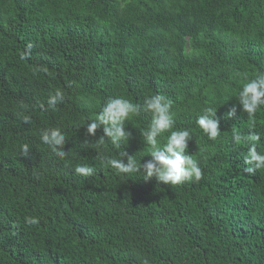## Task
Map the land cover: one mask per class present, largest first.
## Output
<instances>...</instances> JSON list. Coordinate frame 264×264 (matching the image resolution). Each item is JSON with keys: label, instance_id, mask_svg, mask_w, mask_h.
Returning <instances> with one entry per match:
<instances>
[{"label": "trees", "instance_id": "1", "mask_svg": "<svg viewBox=\"0 0 264 264\" xmlns=\"http://www.w3.org/2000/svg\"><path fill=\"white\" fill-rule=\"evenodd\" d=\"M260 73L264 0H0V264H264V169L248 173L252 142L233 140L259 135L264 154V106L249 117L237 98ZM156 94L172 102L173 130L191 134L199 181L117 174L91 145L103 128L86 125L108 98ZM208 107L215 140L197 124ZM150 122L141 110L128 142L100 151L147 162ZM53 127L64 158L40 141Z\"/></svg>", "mask_w": 264, "mask_h": 264}, {"label": "clouds", "instance_id": "2", "mask_svg": "<svg viewBox=\"0 0 264 264\" xmlns=\"http://www.w3.org/2000/svg\"><path fill=\"white\" fill-rule=\"evenodd\" d=\"M32 45H28L31 49ZM246 80L238 94V102L244 113L249 117H254L257 110L264 106V73L257 74L254 78L244 77ZM64 100L63 92L56 90L50 95L47 104L50 108H55L58 103ZM141 110L148 113L151 117L150 124L141 130L143 141L148 149L147 155L151 157L147 162L141 163L136 155H130L125 150L119 152V158H108L100 151L106 141L119 149L125 141L131 137V133L126 130L125 122L131 117L138 115ZM217 110L211 107L205 108L203 114L197 118L199 128L210 139L215 140L220 135V121L216 115ZM237 107H232L227 113L226 118L231 119L236 115ZM27 123L29 116L23 117ZM174 113L172 102L167 100L163 94L151 95L145 98L143 105L134 104L131 100L123 96L110 97L103 104L96 118L90 120L86 125L87 135L95 136L99 128H103L104 135L95 143L91 144L101 156V158L117 174L139 173L143 170V179L149 181L156 178L157 181L171 186L181 185L189 181H199L202 178V170L198 162L192 155L187 154L189 141L192 139L188 130H173ZM167 133V135H165ZM40 141L47 145L55 154L64 158L68 152L63 150L66 144V136L60 128L44 129L40 133ZM260 139L259 135L252 134L247 139L239 132L233 131V140L239 144L252 142L247 154L244 157L246 171L255 173L257 170L264 169V154L257 151L255 141ZM87 143V141L85 142ZM88 144V143H87ZM23 155H28V146L22 148ZM127 158L125 162L124 158ZM76 173L90 175L93 169L89 166L79 165L75 168ZM30 220L29 223H35Z\"/></svg>", "mask_w": 264, "mask_h": 264}]
</instances>
